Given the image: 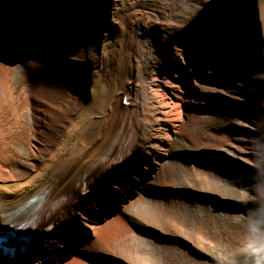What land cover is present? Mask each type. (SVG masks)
Masks as SVG:
<instances>
[{
    "label": "bare ground",
    "instance_id": "bare-ground-1",
    "mask_svg": "<svg viewBox=\"0 0 264 264\" xmlns=\"http://www.w3.org/2000/svg\"><path fill=\"white\" fill-rule=\"evenodd\" d=\"M1 63L25 79L34 127L16 147L0 117V250L16 248L12 231L33 246L0 264H182L133 220L180 195L187 212L258 218L264 0H0ZM178 178L184 187L167 186Z\"/></svg>",
    "mask_w": 264,
    "mask_h": 264
},
{
    "label": "rangeland",
    "instance_id": "rangeland-1",
    "mask_svg": "<svg viewBox=\"0 0 264 264\" xmlns=\"http://www.w3.org/2000/svg\"><path fill=\"white\" fill-rule=\"evenodd\" d=\"M184 56L186 58L188 55L185 54ZM16 67L17 66L12 64H0V117H2V126L4 130L9 133V140H11L16 147L28 148L31 142L33 143L30 136L34 123L31 115L25 109V102L23 99L24 92L21 90L23 85L26 84L25 79L21 78V76L16 77L14 73H12L13 69ZM4 71L6 73L8 71V75H4ZM1 75L3 77H1ZM13 86L16 89L13 88ZM147 89L146 93L150 96L151 92ZM2 94L4 96H2ZM170 145H175L176 148L175 141H172ZM148 178L149 177H146V180H148ZM182 178H178L176 180L177 183L175 181L167 183V186L169 188H174L176 184H180L184 187V180ZM214 191L215 193H218L217 191L224 192L225 189L221 185V187L214 189ZM143 197L151 199L152 195L149 196L144 194ZM101 199H103V197H101ZM177 199H179V209L169 204L164 209L167 213L163 216H158V214L153 215L152 212H146L142 207L138 210L139 212H137L136 215L134 214L133 220L144 223L151 229H155L156 232L162 235L164 241L166 239L168 240L169 246L163 245L161 247L163 250H157L158 255L163 252L162 257H169L167 258L168 260L170 259V255L168 256L169 252L176 247L177 250L179 249L181 253L186 256L182 264H257V261H259L260 264H264V203H260L258 206H249L251 207V212L254 210L259 213L256 220H230L227 222L217 213L212 216L210 213H206V211H201L197 208L187 212L184 207L186 205L185 203L188 201L185 200L182 195ZM134 204L137 205V202H134ZM177 210H179L177 219L178 216H181V218L171 222L173 215L170 214V211L176 215ZM254 221L258 222L257 226L260 231L254 232L251 230ZM119 222L123 229H126V226H128L127 228L129 230L127 229V232H129V236H133L138 242L139 239L148 241V238L141 236L136 225L135 228L134 224L128 225V223H125L127 221L122 217ZM116 230L120 232L118 228H116ZM227 234L229 235V239L228 237L226 238ZM129 236L128 239L130 240ZM120 245L118 246L122 252L123 248L120 247ZM103 247L108 246L103 245ZM92 248L96 250L93 246ZM134 249L139 256H147L149 254L146 246H141L138 243H134ZM59 251H61L60 254L64 253V251L60 249ZM170 261L171 264H178L172 261V258Z\"/></svg>",
    "mask_w": 264,
    "mask_h": 264
},
{
    "label": "clouds",
    "instance_id": "clouds-1",
    "mask_svg": "<svg viewBox=\"0 0 264 264\" xmlns=\"http://www.w3.org/2000/svg\"><path fill=\"white\" fill-rule=\"evenodd\" d=\"M258 225V222H253V224H252V226H251V230L252 231H260V229H259V227L257 226ZM257 264H260V262L259 261H257Z\"/></svg>",
    "mask_w": 264,
    "mask_h": 264
}]
</instances>
